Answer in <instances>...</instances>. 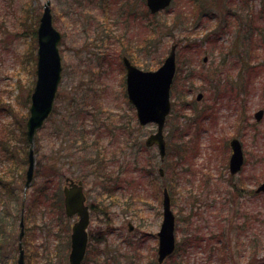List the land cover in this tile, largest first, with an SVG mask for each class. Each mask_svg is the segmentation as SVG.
Listing matches in <instances>:
<instances>
[{
    "label": "rangeland",
    "instance_id": "rangeland-1",
    "mask_svg": "<svg viewBox=\"0 0 264 264\" xmlns=\"http://www.w3.org/2000/svg\"><path fill=\"white\" fill-rule=\"evenodd\" d=\"M47 1L63 35V77L54 113L34 145L42 176L26 194V264H69L70 229L76 218L64 212L66 177H87L90 228L103 240H90L83 264H158L164 186L177 216V249L163 264H222L220 232L231 233L235 206L244 211L240 219H233L238 227L245 229V211L251 224L227 237L226 253L232 259L228 264H264V194L236 199L231 211L219 212L231 183L243 180L242 187L254 191L264 182V119L254 118L264 109V0H176L157 15L149 13L146 0H0V142L16 150L20 161V148L30 147L22 126L36 82L37 38L31 37V18L37 17L39 24ZM230 13L238 17L226 21ZM227 22L228 32L222 34ZM175 43L177 78L165 129L170 147L162 165L156 147H143L157 127L138 124L128 102L122 57L126 51L136 58L132 62L137 67L156 71ZM177 123L189 131L181 145L188 141L185 150L194 153L187 161L189 173L196 172L194 178L182 177L181 170L175 176L172 168L180 145L174 134ZM93 129L97 130L91 133ZM81 130L90 133L88 140ZM235 138L244 147L246 165L230 178V142ZM3 150L0 173L8 167ZM100 154H105L112 176L109 188L120 186L111 193L85 163V157L97 159ZM26 171L19 187L21 200ZM47 181L49 191L44 193L40 188ZM54 192L63 197L55 213L45 200ZM21 207V202L16 208L0 205L10 237L0 249L1 264H17ZM255 215L259 220L253 222ZM129 223L135 227L132 232ZM255 241L260 242L257 248Z\"/></svg>",
    "mask_w": 264,
    "mask_h": 264
},
{
    "label": "water",
    "instance_id": "water-1",
    "mask_svg": "<svg viewBox=\"0 0 264 264\" xmlns=\"http://www.w3.org/2000/svg\"><path fill=\"white\" fill-rule=\"evenodd\" d=\"M172 0H147V4L156 13L170 5ZM62 41L61 32L55 27L48 1L40 20L38 29V65L36 86L31 99L30 116L26 124L27 138L30 143L29 169L27 171L25 189H29L34 181L35 153L34 145L36 136L54 110L55 100L59 84L62 80L63 64L59 45ZM176 48L173 45L169 56L164 64L157 70L144 72L132 65L128 58H124L127 69V94L129 101L135 106L141 126L148 123L157 125V132L147 139V145H157L162 162L166 157V142L164 129L167 117L171 112V87L177 70ZM207 60V59H205ZM200 95L199 98H201ZM264 111L255 114L257 121H261ZM232 156L230 158V172L237 174L244 164L242 144L238 139L231 142ZM163 175V169H160ZM64 188V203L68 217L78 216L71 235L70 264H81L85 258L89 236L87 229L90 224L89 207L85 204L84 187L82 181L66 180ZM257 193L264 192V183L258 187ZM163 197V222L158 233L159 251L158 261L163 263L176 249V217L171 207V196L167 188L164 189ZM130 231L133 226L129 224ZM19 235V259L18 264H25V251L23 239L25 236V221L21 219Z\"/></svg>",
    "mask_w": 264,
    "mask_h": 264
},
{
    "label": "trees",
    "instance_id": "trees-1",
    "mask_svg": "<svg viewBox=\"0 0 264 264\" xmlns=\"http://www.w3.org/2000/svg\"><path fill=\"white\" fill-rule=\"evenodd\" d=\"M255 20V18L253 19ZM30 29H31V37L33 39H35V37L37 38V29H38V18L34 17L33 19L31 18V25H30ZM145 48V47H144ZM35 52H36V48H35ZM127 52L125 51V55H127L132 61H136L135 57H132V55L130 54H126ZM35 56V55H34ZM181 126L179 125V123H177V126H175V130L178 133L177 139L179 141V148L177 149V156H175V163H173V170H174V174L176 176V174L178 176L181 175V173H183L182 177L187 176V175H191L193 178L196 176V172L192 169L189 173V166H188V160L192 155V158L194 157V155L191 153L189 155V150L186 151L185 148L189 145L188 141L184 142L181 145L182 142V138L183 135L187 136L189 134V131L185 128L183 130H181L180 128ZM67 129H68V125H67ZM22 132H23V137H24V142H26L27 137H26V132H25V125L22 126ZM94 129L91 130V133H94ZM124 132H126V129H124ZM80 134L86 139L88 140L90 133L85 132L84 130L80 131ZM78 139V137H77ZM130 140L127 139L126 140V144L129 142ZM97 146V143L95 141V143H93ZM185 146V147H184ZM170 147V145H169ZM0 148H4L3 152L6 156V160L4 161V164H6L8 167L2 171L0 173V205L2 206H8L10 204L13 205V207H17V203L21 204L23 203L24 199H20L19 197V187L21 184V180L22 177L24 175L25 172V168L23 167V163L27 164L28 163V153H29V147L24 145L23 147H21L20 149H22L23 152V156L21 161L18 159V157H16L17 151L16 150H7L6 144H2L0 142ZM130 149H132V147H130ZM186 153V154H184ZM27 157V158H26ZM105 158V154H100L99 157L96 159H87L85 157V163L88 164L89 166L92 167V173L94 176L98 177V178H104L106 177V179L102 180L103 183H105L106 187L108 188V191H111L113 188H109V186H111V180H112V176L108 174V164L104 161ZM260 163V162H259ZM16 165V168H12V165ZM18 164V165H17ZM39 169H37V176H42V169H41V164L38 165ZM186 168V169H185ZM194 168V167H193ZM179 170H181V173L179 172ZM264 175H262L263 178ZM83 179L87 180V177H83ZM51 181H47V186H44L40 189H42V191H44V193H47L49 190V183ZM244 181H239V182H233L229 185L230 187V192L226 193L225 196L222 198V202L221 203V209L219 212H223L225 209L230 210L231 211V207H229L231 205V203L233 201H235L236 199H240L243 198L246 195V192L253 196V198H258L260 195L255 194L254 191H250L247 190L245 188L242 187V185H244ZM201 186V183H200ZM193 189V188H192ZM191 189V192H193V190ZM244 190H246V192H244ZM221 194L223 195V193L221 192ZM46 203L47 206L53 211V213L56 212V205L59 203L60 207L62 206V198L61 196H59V194L57 193H53L50 196L46 195ZM39 200H41L40 198H38ZM37 198L35 199V201L38 200ZM44 201V200H43ZM239 204H241V201H238ZM214 205H216V202H214ZM230 208V209H229ZM244 211L241 210L240 208H237L235 206V212L234 214V218L233 219H240L242 214ZM245 230L246 228L249 227V224H251V219L248 216L247 212L245 211ZM8 218V217H7ZM253 218V222L258 221V216H252ZM233 219H231V224L234 222ZM225 221V219H224ZM225 225V224H224ZM222 225V228H225V226ZM60 228V232L63 230V226L59 227ZM67 231H69V226L67 224ZM257 234L255 233L254 237L256 238ZM7 237V230L4 226V219L2 217H0V249L5 245V239ZM57 238H61V234L58 233L56 235ZM227 237L228 235H226V233L224 232V230L221 231L220 237H219V244L220 246V250L222 253V264H228V261L231 259L229 258L228 254L226 253V251H228L229 249V245H228V241H227ZM230 237V236H229ZM10 238V237H7ZM25 242H28L25 241ZM260 245L259 241H255V248H257V246ZM232 261V259H231ZM261 262H252V261H247L246 264H260ZM1 264V263H0Z\"/></svg>",
    "mask_w": 264,
    "mask_h": 264
},
{
    "label": "bare ground",
    "instance_id": "bare-ground-1",
    "mask_svg": "<svg viewBox=\"0 0 264 264\" xmlns=\"http://www.w3.org/2000/svg\"><path fill=\"white\" fill-rule=\"evenodd\" d=\"M55 25V24H54ZM23 167L28 171V169H29V163H27V164H25V163H23ZM35 172H37V169H36V167L34 168V173ZM24 176V175H23ZM26 176H27V173H25V178H26ZM96 177V176H95ZM69 177H66L65 178V186H66V184H67V182H66V180L68 179ZM96 178H98V177H96ZM22 179H23V177H22ZM100 180H101V182H102V184H103V186H104V189L105 190H108V188L106 187V185H105V183H103V181L102 180H104V179H106V177H104V178H99ZM34 186V184L32 185V186H30V188L29 189H31L32 187ZM65 186H64V188H65ZM120 188V186H117V187H114L111 191H108V192H114L115 190H118ZM28 189V190H29ZM244 191H246V190H244ZM171 204H173V199H171ZM234 224H236L235 222H233L232 224H231V233H229V234H227V232L226 231H224L225 233H226V235H228V236H230V235H232L233 233H236V231H242V230H245V229H243V228H239L238 227V225L236 224V225H234ZM220 234H221V232H220ZM252 240V239H251ZM71 244H72V242H71ZM88 245H89V241H88ZM263 264V263H262Z\"/></svg>",
    "mask_w": 264,
    "mask_h": 264
},
{
    "label": "flooded vegetation",
    "instance_id": "flooded-vegetation-1",
    "mask_svg": "<svg viewBox=\"0 0 264 264\" xmlns=\"http://www.w3.org/2000/svg\"><path fill=\"white\" fill-rule=\"evenodd\" d=\"M244 192H246V191H244ZM246 194H248V193L246 192ZM90 225H91V224H90ZM88 233H89V238H90V240L93 238L97 243H98V242L100 243V240L103 241L101 238L92 235V234L94 233V231L91 230L90 227H89V229H88ZM89 244H90V243H89ZM88 250H89V247H88Z\"/></svg>",
    "mask_w": 264,
    "mask_h": 264
}]
</instances>
